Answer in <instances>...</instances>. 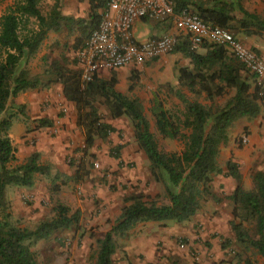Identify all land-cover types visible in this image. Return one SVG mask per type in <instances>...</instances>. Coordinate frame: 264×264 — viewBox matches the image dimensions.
Masks as SVG:
<instances>
[{
    "label": "trees",
    "instance_id": "1",
    "mask_svg": "<svg viewBox=\"0 0 264 264\" xmlns=\"http://www.w3.org/2000/svg\"><path fill=\"white\" fill-rule=\"evenodd\" d=\"M264 2V0H262ZM86 2V18L63 16L59 12L60 0H55L48 14L43 16L37 8V0H13L12 5L0 15V264H36L29 244L45 240L54 232L78 229V213L66 216L59 212L55 218L38 222L33 229L19 228L9 222L5 190L9 186L30 188L34 175L48 176L46 166L38 164V154L32 153L24 163H15V149L9 139L13 112L10 104L19 94L29 90H46L60 86L64 101L72 104L75 125L82 131L83 151L91 149L97 139L105 141L115 129L103 121L98 113L101 106L109 120L128 119L133 139L147 161V170L155 181L161 178L163 194L167 204L145 203L141 195L123 200L124 205L109 230L96 241L93 264H111L115 250V236L125 235L138 223L172 221L180 224L189 221L198 210L199 201L205 197L213 199L211 183L213 176L222 174L232 179L236 186L227 196L231 203L229 229L235 243L244 251L252 250L264 259V170L251 175L252 187L244 190L239 186L240 174L235 163L227 160L224 169L217 165L219 147L228 141L227 131L241 119H253L260 113L261 100L258 88L242 77L243 66L229 57L225 48L217 44H201L190 50L187 39H179L171 54L186 59L184 66L176 69V88L166 87L183 106L181 118L165 109L154 94L149 112L156 132L164 139L182 142L179 154L158 151L144 117L140 101L116 90L114 71L108 79L98 73L86 83L80 81L77 54L84 47L89 34L96 29L108 0H77ZM173 13L182 10L195 14L204 24L218 27L246 37L264 34V17L244 10L239 0H171ZM237 12L241 17L236 19ZM29 19L35 22L34 30H27ZM146 21V19H142ZM65 30L73 36L72 65L59 55L56 60L44 63L40 73L32 74L28 69L48 32ZM236 39V38H235ZM63 46V45H62ZM253 50V49H252ZM156 60V59H155ZM154 61V60H152ZM48 64H46V63ZM131 75L135 72L131 71ZM250 74V73H249ZM137 75L128 76L131 90ZM183 91L202 95L207 102L201 105L188 101ZM228 91L232 95L222 105L217 99ZM19 113L21 106L15 107ZM51 120L39 119L38 127L49 128ZM116 146L113 157L119 158ZM264 163V159H263ZM82 160L76 166L74 181L79 178ZM57 191V188H53ZM235 264H252L248 258L237 256Z\"/></svg>",
    "mask_w": 264,
    "mask_h": 264
},
{
    "label": "rangeland",
    "instance_id": "2",
    "mask_svg": "<svg viewBox=\"0 0 264 264\" xmlns=\"http://www.w3.org/2000/svg\"><path fill=\"white\" fill-rule=\"evenodd\" d=\"M54 1L37 0V8L43 16L48 14ZM239 1L241 6L246 10L259 11L261 13L260 15L264 17V9H259L255 0ZM12 3L13 0H0V15ZM233 15L236 19L241 17L237 12H234ZM137 22H144L146 24L144 27L140 25L139 32H142L147 27L156 29L155 26L166 31L161 36L150 35L147 39L159 38L173 33L172 18L149 19L146 21L139 20ZM26 29H35L33 19H29L26 24ZM230 33L232 34V32ZM179 39H183V37H178ZM72 42L73 36L68 35L65 30H61L58 33L48 32L36 54L29 61L28 69L35 73H40L44 67L42 58H45L49 62L50 60L58 59L59 55H62L67 65L71 66L73 63V54L69 49L71 48ZM170 54H165L163 57L169 56ZM157 60L147 62L141 65V68L138 67V69L136 67H129L130 70L127 72V75H137L131 90H128V86L131 83L130 80L119 87L117 86L116 90L130 98H136L140 101L144 117L149 124V130L156 142L158 151L179 154L183 147L182 142L162 138L156 132L149 109L153 95L155 94L165 109L178 116V118H181L183 106L172 92L167 91L166 87L176 88L177 85L172 84L175 80V70L185 64L180 65L178 61L174 69L165 71L166 63L162 61L154 63ZM243 70L242 77L250 85L251 89L254 88L256 85L254 77L244 68ZM131 71H134L135 74L131 75ZM42 91L44 90H39L37 93ZM183 93V96L188 101H195L201 105L207 104L202 99V95H193L187 91H183ZM231 95L232 92L228 91L224 97L217 99V104L222 105ZM17 106L20 105H16L12 101L9 110V112L14 113L12 119L14 127L13 130L9 131V139L12 147L15 149L16 158L12 166L24 163L32 153L36 152L38 154V164L46 166L49 170V175H34L33 185L30 188L14 186L6 188L5 200L8 204L7 213L9 214V222L15 227L33 229L38 222L53 219L59 212H63L66 216H71L77 212L79 226L77 230L69 228L67 230L56 231L45 240L29 244V249L34 254L36 264H93L96 241L110 229L113 222L119 216H117V212L120 214L122 208L121 206H113L108 209L104 205L101 206L99 204L100 201L97 200L96 202L94 198L90 200V191L94 188V181L97 180L98 184L101 185L99 189L103 192V195L117 194V189L124 190L126 187L121 182L116 183L121 178V175L118 174V170L111 171L112 167L110 163L115 162L118 167L124 168L127 172H131L137 168L134 161H116L113 156L116 155L115 149L117 145L113 142H117L118 140L122 141L124 138L127 139V146L131 144L136 146L135 149L130 147L129 150H131L132 154L137 156L141 154L140 158H138V166L141 165L139 163L142 162V159L147 164L145 157L133 139L130 123L124 117L109 120L104 108L99 106L98 113L101 119L108 124L113 121L115 125L119 126V129H115L116 132L110 133L105 141L96 138L97 145L94 146V151L89 149L84 152L83 148H77L72 150L70 154H61L57 158H52L53 147L57 146L58 148L61 141L58 133H51L48 131L49 129L39 128V119L29 121L32 115L27 114L29 112L25 110V106H21L22 113L17 111L15 108ZM263 108L264 104L261 103V110L256 118H241L235 121L227 131V143L219 147L217 165L220 169H224V156L228 149H230L229 151L234 150L239 153L241 164L236 160H229L235 163L238 172L239 170L241 171L242 175H240L239 186L244 190H249L252 187V173L264 170ZM43 109L52 114L54 118L52 122L57 121L58 118L64 115V112L59 107H56L55 104L51 107L46 106ZM40 111L42 112V109ZM41 119L46 118L42 117ZM17 124L19 125L18 128H16ZM251 135L253 138L250 144L249 140L244 145L240 144L239 140L241 136H246L248 139ZM117 154L120 155L119 150ZM80 160H82V169L77 173V175L79 174V178L74 181L76 166ZM94 164L97 165V168L93 167ZM61 165L68 168L69 175L63 173L60 167ZM215 178L216 176H213L211 183L213 199L210 197L202 199V241L198 237L200 226H198V223L192 222V219L180 224L172 221H163L165 223L161 225H151L154 227L149 232L158 233L160 230V235L155 237V253L160 252L162 244H167L168 246L166 247L167 255L163 257L157 256L159 259L164 258L165 264H235L237 256L239 258H248L252 264H264V259L259 257L254 251H244L235 243L228 226V222L232 219V205L226 199L227 196L223 192L218 191L222 189V186H217ZM160 181L161 178L159 177L157 183L162 185ZM232 182L234 181L232 180ZM248 182L251 185L249 189H247ZM54 187L57 188V191H53ZM134 188L136 187L130 186L131 190ZM214 188H216L215 191ZM134 195L141 194L131 191L123 200ZM143 200L145 203L153 202L156 205H163L166 198L162 191L160 195H155L153 198L147 197ZM80 207L83 210L90 208L89 218L87 216L86 218L81 217ZM106 214H110L109 217ZM207 214L211 215L210 219L205 218ZM227 214L229 218H227ZM92 217L95 219H92ZM127 236L125 234L121 237H114L115 250L111 264H141L144 261L145 255L141 254L140 251L131 254L130 251L124 249V242H126V246L129 248H132L133 245Z\"/></svg>",
    "mask_w": 264,
    "mask_h": 264
},
{
    "label": "crops",
    "instance_id": "3",
    "mask_svg": "<svg viewBox=\"0 0 264 264\" xmlns=\"http://www.w3.org/2000/svg\"><path fill=\"white\" fill-rule=\"evenodd\" d=\"M255 1L259 9H264V2L262 0H255ZM59 7H60L59 12L61 13V15L69 16L73 18H83L84 19L86 18V15L88 12L87 3L86 2L78 3L77 0H60ZM244 10L249 13H254L258 16L263 17V15H260L261 13L259 11H254V10L248 11L245 8ZM140 25L144 27L146 24L144 22H139V23L135 22L133 25L132 32H133L134 39H136V41H143L149 38L150 35H160L161 36L165 34L166 32L162 28H159L157 26H155L157 30L147 27V28H144L142 32H139L138 30L140 29ZM235 37L244 46L253 49L258 56H260L261 58H264V34L246 37L243 34L239 33V34H236ZM196 52L202 53V50L197 49ZM160 61L166 63L165 71L166 70L171 71L172 69H174L177 66L178 61L180 62L179 63L180 65L186 64V59L185 58L183 59V57L179 54H170L169 56H164V57L161 56L154 63H158ZM138 67L141 68L140 66H137L136 69H138ZM129 70H130L129 67H125V68H121V69L114 71L116 81H117L116 87L117 86L119 87L127 83L128 81L127 72ZM30 72L32 74L35 73L33 71H30ZM175 73H176V70H175ZM109 75L110 73L106 70H100L98 72V77L104 80L108 79ZM172 84L173 85L176 84V75H175V80L172 82ZM38 91L37 90L26 91L18 95V97L14 98L13 102L16 105L25 106V110L29 112L27 114L32 115L29 118V121L41 119L42 117H45L47 120H51V121L54 120L50 112L44 111L43 108L46 106L51 107V106H54L55 104L56 107H59L64 112V115H62V117L58 118L57 121H53V125L51 127L45 128V130L49 129L48 131H50L51 133H54V132L58 133V137L61 140L60 144L58 145V148L57 146L53 147V153L51 154L53 156L52 158H57L59 157V155L61 156V154L63 155L70 154L72 150H75L77 148H83L82 131L79 128H77L75 125V113H74L73 106L72 104L64 101V99L62 98L61 93H60V86L54 85L50 87L49 89L42 91L43 93L42 92L37 93ZM40 109H42V112L40 111ZM110 124L114 129L116 130L119 129V126L115 125L113 121H111ZM13 127H14V122L12 121L10 131L13 130ZM18 127L19 125L17 124L16 128ZM252 138H253L252 135L248 137L249 144L252 142ZM126 141L127 139L124 138L122 141L118 140L117 142H113L116 145L122 146V148H120L119 150L120 152L119 158L116 159V161L117 162L134 161L136 163L137 168L131 172H127L124 168L118 167L115 164V162L110 163L112 167L111 171L118 170V174L121 175V178L118 179L116 183H119V182L123 183L126 189L124 190L117 189V194H106L105 196L103 195V192L99 189L101 188V185H99L98 181L95 180L93 184L94 188L90 191V198H91L90 200L94 198L96 202L97 200L100 201L99 204L101 206L104 205L105 208H108V209L112 208L113 206L123 207L124 205H127V203L126 204L122 203L123 198L128 196L131 193V191H135L137 194H141L143 196V199H145L147 197L153 198L155 195H160L163 190L162 185L155 182L150 177L147 167L145 168L147 164L143 162L142 158H141L142 162L139 163L141 165L138 166L137 162L141 154L138 156L135 154H132L131 150L129 149L130 147H133L135 149L136 146H133V144H131L130 146L129 145L127 146ZM95 145H97L96 140L94 142L93 147L91 148L92 151H94ZM229 150L230 149H228L227 152L225 153L224 161L226 162L227 160L232 159V160H236L239 164H241L242 162L240 161L241 159L239 158V153L235 152L234 150H231V151ZM95 153L97 154V152ZM60 167L64 174L69 175V170L66 166L61 165ZM105 167L107 168V166ZM239 174L242 175L240 170H239ZM241 177L243 178V176ZM215 181L217 183V186L218 185L222 186V189L220 190L217 189V190L220 192H223L225 196H228L235 188V183L232 182L230 178H227L223 175L216 176ZM130 186H134L136 188L131 190ZM250 187L251 185L248 182L247 189H249ZM216 188H214V191ZM163 204L164 205L167 204V201H164ZM79 210L81 213V217L86 218L87 216V218H89L90 208H86L85 210H83L80 207ZM109 215L110 214H108L107 216L109 217ZM118 215H119V212H117V216ZM226 216L227 218H229L228 214ZM210 217L211 215H208V214L205 215L206 219H210ZM92 219H95V218L92 217ZM191 219H192V222L198 223V226H200V229L198 231L199 232L198 237L202 241V200L199 201L198 210L196 211L195 215L191 217ZM163 223L165 222H159V223L146 222V223H138L134 225L126 233L128 235L127 237L129 238V240H131L130 243L133 244L132 248L127 247L126 242H124V249H127L128 251H130L131 254L135 252H139V251L141 254H144L145 259L141 264H165L164 258L159 259L157 256L163 257L164 255H167L166 247L168 246L167 244H162L161 246L162 250L160 249V252L155 253L156 251L154 248V245L156 243L155 237L160 235V230L158 233L149 232V230L154 227L151 225H154V224L161 225Z\"/></svg>",
    "mask_w": 264,
    "mask_h": 264
},
{
    "label": "built area",
    "instance_id": "4",
    "mask_svg": "<svg viewBox=\"0 0 264 264\" xmlns=\"http://www.w3.org/2000/svg\"><path fill=\"white\" fill-rule=\"evenodd\" d=\"M163 18H172L173 33L143 41L134 39L135 22ZM178 37L187 39L190 50H196L204 43L223 46L228 56L254 77L264 104V58L244 46L229 31L206 25L189 11L174 14L171 0H108L96 29L89 34L76 56L80 81H90L100 70L116 71L158 59L171 52ZM239 141L244 145L248 139L241 136ZM93 167L97 168V165Z\"/></svg>",
    "mask_w": 264,
    "mask_h": 264
}]
</instances>
